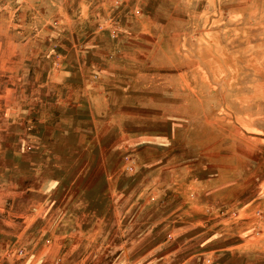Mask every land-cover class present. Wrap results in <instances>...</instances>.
Here are the masks:
<instances>
[{
	"label": "rangeland",
	"instance_id": "rangeland-1",
	"mask_svg": "<svg viewBox=\"0 0 264 264\" xmlns=\"http://www.w3.org/2000/svg\"><path fill=\"white\" fill-rule=\"evenodd\" d=\"M47 244L264 264V0H0V264Z\"/></svg>",
	"mask_w": 264,
	"mask_h": 264
},
{
	"label": "crops",
	"instance_id": "crops-1",
	"mask_svg": "<svg viewBox=\"0 0 264 264\" xmlns=\"http://www.w3.org/2000/svg\"><path fill=\"white\" fill-rule=\"evenodd\" d=\"M46 187V193H50V190H52L53 189V187L50 185V182H49V184L48 185H46L45 186ZM41 241V237H40V239H38V242H40ZM50 241V240H49ZM46 257L47 259H49L50 258V244H47V245H45V247H43V248H41L40 250H38V252H37V254L36 255H34L33 257H32V259L30 260V263L32 262V260H34L33 262H34V264L36 263V260L40 257Z\"/></svg>",
	"mask_w": 264,
	"mask_h": 264
}]
</instances>
